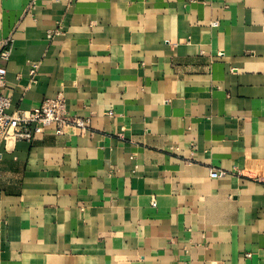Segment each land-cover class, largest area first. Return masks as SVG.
<instances>
[{
	"label": "crops",
	"instance_id": "1",
	"mask_svg": "<svg viewBox=\"0 0 264 264\" xmlns=\"http://www.w3.org/2000/svg\"><path fill=\"white\" fill-rule=\"evenodd\" d=\"M10 36L8 112L90 122L0 143V264H264V0H0Z\"/></svg>",
	"mask_w": 264,
	"mask_h": 264
},
{
	"label": "built area",
	"instance_id": "2",
	"mask_svg": "<svg viewBox=\"0 0 264 264\" xmlns=\"http://www.w3.org/2000/svg\"><path fill=\"white\" fill-rule=\"evenodd\" d=\"M61 28L48 31V37L61 34ZM13 37L0 40V87L6 83V63L12 54ZM32 81H36L37 69L32 68ZM11 106V98L0 93V143L9 137L31 140L34 133L42 132L46 127L55 126L56 132L62 133L67 126H74L85 130L90 122L89 117L71 115L67 109L66 99L63 93H58L52 98L45 99L40 106L30 110H16L8 112ZM225 170L211 169L212 177L225 175Z\"/></svg>",
	"mask_w": 264,
	"mask_h": 264
}]
</instances>
